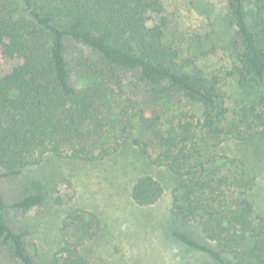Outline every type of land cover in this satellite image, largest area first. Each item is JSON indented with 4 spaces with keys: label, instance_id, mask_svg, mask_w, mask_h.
Segmentation results:
<instances>
[{
    "label": "trees",
    "instance_id": "16d2710c",
    "mask_svg": "<svg viewBox=\"0 0 264 264\" xmlns=\"http://www.w3.org/2000/svg\"><path fill=\"white\" fill-rule=\"evenodd\" d=\"M228 5L240 50L227 77L253 91L264 85V0ZM162 9L161 0H0V54L20 61L0 72V179L18 177L49 157L115 166L132 147L174 176L175 241L216 264H264V215L250 199L256 178L244 159L217 153L227 141H249L264 127V94L230 122L222 77L188 71L194 60L169 45L157 23ZM71 42L98 60L71 58ZM125 72L138 74L131 87L147 102L129 93ZM176 95L183 98L169 105ZM55 192L40 178L13 203L0 190V242L20 264H94L84 249L105 232L95 210L70 212L62 244L49 258L29 230L10 224L11 211L41 209ZM129 194L137 206L150 207L165 187L143 174Z\"/></svg>",
    "mask_w": 264,
    "mask_h": 264
},
{
    "label": "rangeland",
    "instance_id": "374dc122",
    "mask_svg": "<svg viewBox=\"0 0 264 264\" xmlns=\"http://www.w3.org/2000/svg\"><path fill=\"white\" fill-rule=\"evenodd\" d=\"M161 1L163 9L156 20L164 27L166 42L179 49L183 58L194 60L190 73L222 77L230 122L240 117L243 107L260 103L264 85L244 91L236 80L227 77L237 63L240 50L236 28L229 19L228 0ZM69 44L71 58L87 55L98 60L88 47L75 42ZM19 64L20 61L5 59L0 54L1 73L6 74ZM124 75L129 93L147 102L143 93L131 87L138 74L125 72ZM182 98L176 95L169 105L178 104ZM253 133L249 141H227L217 153L245 160L248 171L256 178L250 199L256 211L264 215V127L254 129ZM113 164L120 172L111 163L90 166L49 157L42 166L27 169L18 177L0 179V190L9 203L19 198L33 178H40L56 189L55 198L41 209L28 213L11 211L10 224L18 231L29 230L31 240L37 243L44 258H49L62 244V230L70 212L83 207L99 212L105 222V232L84 249L94 264H216L171 237L175 179L167 168L151 166L132 147L123 150ZM143 174L153 175L165 187L162 200L150 207L137 206L129 194L133 179ZM58 197L62 204L56 201ZM0 264H20L13 259L11 249L1 242Z\"/></svg>",
    "mask_w": 264,
    "mask_h": 264
}]
</instances>
